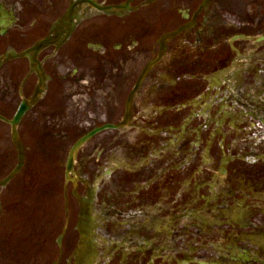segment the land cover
Returning <instances> with one entry per match:
<instances>
[{"label": "flooded vegetation", "instance_id": "flooded-vegetation-1", "mask_svg": "<svg viewBox=\"0 0 264 264\" xmlns=\"http://www.w3.org/2000/svg\"><path fill=\"white\" fill-rule=\"evenodd\" d=\"M248 44L255 63L229 73ZM11 51L21 57L0 64V264H87L96 215L112 247L99 264H159L151 229L137 232L142 250L123 238L152 208L191 219L163 264H264V202L237 188L242 178L264 192V143L243 151L253 111L241 91L244 78L264 83V0H0V58ZM218 74L240 80L218 89ZM21 105L23 160L4 184L19 165L9 122ZM193 212L213 218L210 234Z\"/></svg>", "mask_w": 264, "mask_h": 264}, {"label": "rangeland", "instance_id": "rangeland-1", "mask_svg": "<svg viewBox=\"0 0 264 264\" xmlns=\"http://www.w3.org/2000/svg\"><path fill=\"white\" fill-rule=\"evenodd\" d=\"M249 66L252 65V59L251 58H246L245 60ZM239 68V67H237ZM223 77L222 76H217L215 78L212 79V81H215L214 84H219L223 81ZM244 97L246 99H248L249 101L251 100V102H254L257 100V98H261L264 99V94H262L260 92V82L257 81L256 83H254L252 85V87H250V89H248L246 91V95L244 94ZM211 155L210 153H207V155L203 156V162L204 164H209L211 163ZM244 159V157H243ZM245 160H249L247 158H245ZM240 183L243 184L242 188L240 190H243V194H245V201L248 199V196L254 197L256 199H259V203L258 206L261 205L262 202H264V193H256L255 192V187H252L251 184L247 183L246 184V180H242V178L240 179ZM12 184V183H11ZM10 184V186H11ZM9 186V187H10ZM235 192L231 191V195H234ZM55 211L57 214L58 219H60L61 221L64 220V198H62L61 196L57 197L55 200ZM151 215H149L148 217L144 218V219H137L136 223H135V227L134 229L130 232V233H126L123 234V238H124V243L125 244H129V242H133V244H135V248L137 251L140 250L142 243L144 242L145 238L144 235H141L139 233H137L138 231H141L143 228L146 229H151V233H156L159 237H160V248H159V258H162L163 261L162 262H170L171 260L175 259L176 257V253L179 250V247L177 248L175 245V241L178 239L177 238V230L179 227L181 226H189V223L191 221L188 220L184 215L183 218L180 215H176V216H170L168 212V214L163 215L162 217H157L154 215V213H156V209L152 208L151 209ZM262 212L264 214V208L262 209ZM192 219L198 220L197 222H194L195 225L199 226L202 231L210 234L211 230L210 228H208L212 222H213V218L204 214H200V213H195L193 212V217ZM189 228V227H188ZM191 229V228H190ZM123 231L125 230V226L122 229ZM189 230V229H188ZM179 241V240H178ZM194 241H196L195 239H191L190 241L186 242V246L190 248L191 252H194V250H196L195 247H193ZM101 244L103 245V255L107 256V254L110 252V250L112 249V247L110 246V244L106 241H102ZM180 244V242H179ZM209 244H207L205 247H207ZM142 250V249H141ZM182 251V250H181ZM180 251V252H181ZM194 262V260H192L189 256L186 258L185 262H181V264H190ZM200 264H206L204 262L200 263Z\"/></svg>", "mask_w": 264, "mask_h": 264}, {"label": "water", "instance_id": "water-1", "mask_svg": "<svg viewBox=\"0 0 264 264\" xmlns=\"http://www.w3.org/2000/svg\"><path fill=\"white\" fill-rule=\"evenodd\" d=\"M61 25H64V19H61L60 21H58L55 25V27L52 29V31H56L58 28H60ZM70 25V24H69ZM169 37V36H168ZM50 40L49 38L48 39H45L44 41H42L40 43V45H43V44H46L48 43ZM12 57H16V55L14 53H11V56H8V55H5L4 59L7 60L9 58H12ZM155 63V62H154ZM154 63H152L150 66H153ZM149 66V67H150ZM25 107L24 106H21L19 108V110L17 111L16 115L14 116V119L12 122H10L11 126H12V139H13V142L14 144L18 147V143L16 141V135H15V125L18 123V121L20 120V118L22 117V115L24 114L25 112ZM84 142V139L80 141V143L76 144L75 145V149H77L82 143ZM19 150V149H18ZM20 162H21V154H20ZM69 164H70V161H69Z\"/></svg>", "mask_w": 264, "mask_h": 264}]
</instances>
